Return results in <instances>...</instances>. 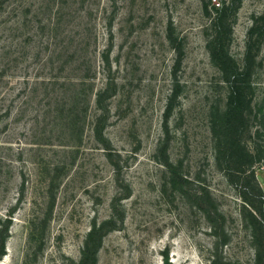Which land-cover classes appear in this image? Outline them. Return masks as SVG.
Instances as JSON below:
<instances>
[{
    "label": "rangeland",
    "instance_id": "rangeland-1",
    "mask_svg": "<svg viewBox=\"0 0 264 264\" xmlns=\"http://www.w3.org/2000/svg\"><path fill=\"white\" fill-rule=\"evenodd\" d=\"M258 185L264 0H0V264H264Z\"/></svg>",
    "mask_w": 264,
    "mask_h": 264
},
{
    "label": "trees",
    "instance_id": "trees-1",
    "mask_svg": "<svg viewBox=\"0 0 264 264\" xmlns=\"http://www.w3.org/2000/svg\"><path fill=\"white\" fill-rule=\"evenodd\" d=\"M217 23H219L221 20H222V17L220 16H217ZM76 55V54H74ZM74 57V56H73ZM228 76H229V79L231 77H234L235 76V71L233 69L231 70H228ZM80 81V84L82 86H84L86 84V81L89 80V76L86 74V76H82L81 79H79ZM78 95H80V97H78ZM87 94H85V90L83 89L82 91H80V94H77L75 96H73L74 100L75 101H78L79 98H80V102H79V108H76L75 110H71V112L73 113L74 115V118L72 119L73 123L75 125L78 126V124H81V121L84 120V111L86 110L84 106H82V101L84 100V98H86ZM98 97H99V93H98ZM231 110H228V112H226L224 115H219L218 116V121H217V126H218V129H219V143L222 145L223 143L227 142V140L225 141V138L223 136V134L225 133V131H232L233 129H236L237 127V122L240 121L239 123V128L241 125V123L243 124V121H244V110L241 108V105L240 103H242V96L239 95V90H237L236 87H234L231 91ZM88 104V103H87ZM89 105V104H88ZM83 110V111H82ZM239 113V116L237 117V114ZM83 115V116H80V115ZM106 120V116H104L102 118V123L100 125H98L96 127V130H95V134L96 135H101L102 131L104 130V121ZM82 125V124H81ZM238 128V129H239ZM240 143V140H232L231 142V145L233 147V149H235L237 147V144ZM243 150L244 147L242 148ZM245 153H246V150H245ZM248 154V153H246ZM166 166H168L171 174H172V182L175 186L177 187H180V188H183L186 184H187V179L185 177H183L179 172H178V167L176 165H174L173 163H171L170 161H166ZM258 188L260 190V195H261V198L264 199V193L261 189V187L258 185ZM212 214V212H210ZM222 217V216H221ZM9 225H7V228L6 230L8 229ZM95 230L96 229H93L92 230V233L90 234V238L95 234ZM1 232L0 231V259L6 254L5 252V246H6V237L2 238L1 237ZM89 238V240H90ZM94 254V253H93ZM87 256H92V249L90 247V242L88 241L85 249H84V252H83V260H82V264H87L86 263V259H87ZM95 261L96 259L93 258V261L92 263L95 264ZM236 264H242V263H236Z\"/></svg>",
    "mask_w": 264,
    "mask_h": 264
}]
</instances>
